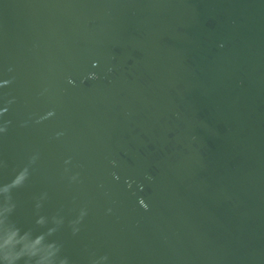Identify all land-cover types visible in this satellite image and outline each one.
Returning a JSON list of instances; mask_svg holds the SVG:
<instances>
[{
  "label": "water",
  "instance_id": "1",
  "mask_svg": "<svg viewBox=\"0 0 264 264\" xmlns=\"http://www.w3.org/2000/svg\"><path fill=\"white\" fill-rule=\"evenodd\" d=\"M61 260L264 264V0H0V264Z\"/></svg>",
  "mask_w": 264,
  "mask_h": 264
},
{
  "label": "clouds",
  "instance_id": "2",
  "mask_svg": "<svg viewBox=\"0 0 264 264\" xmlns=\"http://www.w3.org/2000/svg\"><path fill=\"white\" fill-rule=\"evenodd\" d=\"M69 83H71V81H69ZM49 115H51V113H49ZM114 163V162H113ZM20 175H23L24 176V179H25V172L24 171H21L20 173H18L15 177H14V179L11 181V185L10 186H18V185H20V184H17L16 183V178L18 177V176H20ZM114 176H115V174H114ZM8 187L9 186H5V188H4V192L5 193H7L8 192ZM139 203H140V205L142 206V207H147L145 204H144V201L141 199L140 201H139ZM37 223H42V221H37ZM36 238H37V240H44V237H43V235H38V236H36ZM49 246L50 247H54L52 244H49ZM29 259H31V258H29ZM60 264H64V261L63 260H61L60 261Z\"/></svg>",
  "mask_w": 264,
  "mask_h": 264
}]
</instances>
